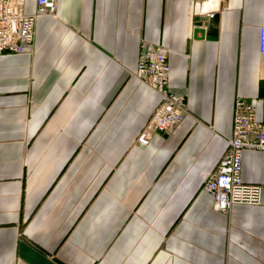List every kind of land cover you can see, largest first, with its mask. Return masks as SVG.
Instances as JSON below:
<instances>
[{"label":"crops","instance_id":"obj_1","mask_svg":"<svg viewBox=\"0 0 264 264\" xmlns=\"http://www.w3.org/2000/svg\"><path fill=\"white\" fill-rule=\"evenodd\" d=\"M21 3L34 12L35 0ZM55 8L29 51L0 54V264H264V152L242 155L257 204L215 211L202 189L235 100L262 115L264 0ZM142 41L167 48L186 115L140 147L159 103L134 77Z\"/></svg>","mask_w":264,"mask_h":264},{"label":"built area","instance_id":"obj_2","mask_svg":"<svg viewBox=\"0 0 264 264\" xmlns=\"http://www.w3.org/2000/svg\"><path fill=\"white\" fill-rule=\"evenodd\" d=\"M55 0H35L32 14L23 12L21 0H0V54H21L31 49L36 21L43 16L55 18ZM209 18L213 14H208ZM197 32L193 33L196 38ZM259 52L264 54V25L259 27ZM134 77L159 97V103L136 138L143 147L153 134H164L176 127L186 115L184 98L169 87L168 50L165 46L142 41ZM226 150L202 189L212 198L215 211L226 212L234 204L255 205L260 187L241 181L242 155L246 150L264 152V100L257 118L249 101L236 99L233 105L231 135Z\"/></svg>","mask_w":264,"mask_h":264}]
</instances>
